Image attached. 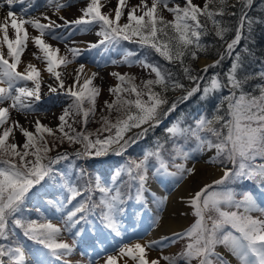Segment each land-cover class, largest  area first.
I'll return each mask as SVG.
<instances>
[{
  "label": "snow or ice",
  "instance_id": "1",
  "mask_svg": "<svg viewBox=\"0 0 264 264\" xmlns=\"http://www.w3.org/2000/svg\"><path fill=\"white\" fill-rule=\"evenodd\" d=\"M172 2L173 0H139L138 4L130 7L126 14V22L123 24L120 21L125 16L123 9L127 6L126 0H117L114 16L112 10L108 13L102 12L101 9L105 5L101 4V0H90L81 10L82 15L79 18L67 20L63 16H58L62 24L47 15L42 18L18 19L16 12L12 10L17 0H4V3H0V8L4 7L5 3L9 6L7 15L0 22V33L3 34L0 38V85H5L0 86V240L9 241L10 237L16 234L17 227L22 229L25 237L42 246L31 252L32 264H53L52 258L60 261L73 252L77 238L84 234L83 228L77 226L86 222L87 213L97 207L91 198L96 189L104 194L100 201L106 209L101 213L103 226L120 236L119 216L124 211L121 207L124 200L119 187L115 189L114 195L109 196L108 194L113 190L103 187L99 177L95 179L93 188V182L87 179L83 169L77 182L83 179L84 185L82 189L78 188L76 182L55 168L60 161L68 160L69 154L57 152L55 156L49 155L53 149L48 146L45 133L55 136L54 130L36 120L34 131H30L20 125L19 121L11 119L10 109L27 115L35 110V102L41 99V82L38 79L40 72L35 66L29 64L25 71H17L28 39L24 25L28 24L39 30L40 35L33 40L43 52L48 73L52 74L58 82L55 87L48 84L46 88L51 93L63 90L72 98V103L59 117L58 131L62 135L55 137L59 144L54 147L62 146L66 139L69 143L82 145V149L74 153L78 158L88 157L93 153L100 156L107 154L108 151L122 154L130 143L142 139L149 130L157 127L162 122L161 117H166L174 111L177 103L201 91L199 84L185 88L184 84L174 78L172 72L148 62L147 56L131 59L136 54L125 50L120 63L141 65L150 69L151 73H155V78L136 84L135 77L112 73L118 78L120 85L109 90L115 95V100L111 103L105 101L109 112L108 115L101 117V127L96 132L76 131L73 124L82 123L86 128L89 115L95 114V99L99 89L90 85L97 74L94 73L91 78H85L81 82L84 67L81 64L72 84L66 87L61 73L57 72L56 68L71 61H68L67 57L58 60L57 53L60 49L53 48L42 37L48 35L53 40H62L64 37L57 33L56 29L65 26L74 27L80 32H87L98 27L95 34L100 39L90 43L89 48H102L104 51L118 48L121 41L137 38L135 42L141 48L153 49L169 62H179L186 78L195 82L203 77L193 74L190 66L185 64V57L196 59L197 52L208 51V46L202 42L201 38L209 34V21L215 29V34L223 39L229 29L223 27L222 20H217L216 17H223L226 14L228 0H206L203 7L194 4L193 0H184L183 7L180 4L169 7V3ZM19 3L30 5L31 0H19ZM48 3L55 4L57 14L66 6L60 3V0H48ZM237 3L250 4L251 0H237ZM209 5L214 7L210 8ZM160 6L172 13L174 19L165 20L158 12ZM235 6V4L232 5V7ZM21 13L28 15L27 8H21ZM232 14L235 15V13ZM201 17L204 18L203 23ZM41 19L46 20L47 23H41ZM244 20L245 17L241 16L235 38L227 44L225 52L219 54V59L203 69L204 72H207L210 67L218 66L226 55H232L239 44L240 30L244 26ZM248 23L250 25L251 21ZM9 27L15 30V39L9 38ZM3 45H6V52ZM69 51L73 57L80 54L77 48H70ZM6 57L12 58V62L10 63ZM239 60L240 57L237 54L236 62L227 76V84L221 83L217 78L219 74H216L210 78L209 85L203 89V94L207 96L212 91L230 87L231 95L222 99V104L223 101H227V110L224 115H216L212 119L201 117L196 121L195 128L191 126L182 128L178 122L167 129L170 133L169 139L195 136L198 140L197 151H204L205 145L208 149L215 148L216 155L212 158V162L219 163L224 168L220 179L196 191L188 201L199 219L192 228L183 234L175 235L179 238L189 237L190 242L177 256L147 259V249L153 246L163 248L167 237L148 245L135 243L122 247L121 255L137 261L138 264H160L161 259L166 261V264H192L194 259L198 261V264H227L224 257L215 250L217 245H223L240 260L241 264H264V218L252 215L258 212L264 216V206L258 203L251 192L242 193L240 194L242 199H236L237 194L228 187L229 184L240 179L255 180L264 184V162H257L264 161V88H261L259 96L243 92L241 87L243 81L236 77V69L240 67ZM112 62L117 63V61ZM28 81H32L34 87H29L26 83ZM124 85L127 86L124 87ZM176 89H183L185 94L169 104L165 94L169 90ZM237 89L240 90L239 96L236 95ZM124 93H127V96L123 95ZM86 101L89 104L88 108L84 107ZM165 105H167L166 108L163 107ZM113 110L117 113L115 122L109 118ZM81 114L82 121L75 120V117ZM66 117L72 118L71 124ZM217 124L219 127L215 126ZM143 125L147 127H142ZM66 127L69 131H65ZM14 128L26 138L23 144L15 142ZM133 128H140L141 131L125 140V134ZM113 129H115L114 134H112ZM105 132L109 135L103 136ZM201 132L211 133L216 138V142L207 136L202 137ZM163 150L164 144L157 141L155 150L146 151L139 163L129 162L126 173L131 180L139 181L137 198L140 197L143 186L147 182L150 167L154 168L156 173L161 170L168 172V162L161 155ZM172 152L175 153L172 161L177 171L168 174L178 175L181 179L186 172L191 174L192 168H185L184 164L175 163L177 158L182 160L189 158V153L183 150V146L174 143ZM149 158H155L159 166L150 165ZM229 164L232 165L231 168L228 167ZM61 176L64 178L62 187L66 194L62 200L56 202V210L62 213L63 228L50 221L38 223L36 220L27 219L24 213L29 193L33 189L39 192L40 189L47 188L50 181H56L57 177ZM38 185L40 188H37ZM32 194L36 195L35 192ZM77 197L81 199L77 200ZM73 201L77 202L73 204ZM49 203L53 202L49 201ZM208 213H214V215H208ZM63 232L72 234L73 244L58 240ZM5 257L7 260L4 259ZM0 264H26L25 246L18 241L0 243ZM105 264H118L117 258L109 256Z\"/></svg>",
  "mask_w": 264,
  "mask_h": 264
},
{
  "label": "rangeland",
  "instance_id": "2",
  "mask_svg": "<svg viewBox=\"0 0 264 264\" xmlns=\"http://www.w3.org/2000/svg\"><path fill=\"white\" fill-rule=\"evenodd\" d=\"M69 2H73L74 5L82 4L83 5L81 7L82 10L87 6L90 0H60V3H63L66 6L61 8L58 14L55 11V4H49L48 0H31V6H30V10H28L29 12L28 14L37 15L40 14L39 12H41L42 10H46L49 7H51L53 11V15L50 17H52V19L54 20H57V23L62 24L63 22L58 20V16H63L67 20H74L75 18H79L82 15L81 10L79 11L77 16H70V14H67L70 11H72L68 7ZM0 3H4V0H0ZM138 3L139 0H126L127 6L123 9V11L125 12V16L121 18L120 21L121 24L126 22V14L130 9V7ZM193 3L202 7L206 3V0H193ZM101 4L105 5L101 9L102 12L108 13L110 10H112V15L114 16V10L117 5V0H110V2L109 0H101ZM176 4H180V6L183 7L184 0H173L172 3H169V7H174ZM28 7H29L28 4L22 5L21 3L17 2L12 6V10H14L17 15L18 13H20L22 17H27L28 15H22L21 8H28ZM3 8L4 10L6 9L7 12L9 11V6L6 3L4 4ZM158 12L161 15H163L165 20L171 21L174 19L173 14L168 12L166 9H163V6H160L158 8ZM39 16H41V14ZM37 17L38 16H36V18ZM41 21L43 22L46 20L41 19ZM24 28L27 29L28 39L25 42L26 47H24V50L21 54V61L17 67V71H21V72L25 71V69L28 67L29 64L35 66V68L40 72V76L38 77V79L41 82V89H40L41 99L39 101H36L38 104L34 106L35 110L31 111L27 115L24 112H18L15 109H10V115L12 120L19 121L20 125H22L23 127H25L30 131H34L36 120H39L41 123L52 128L55 132V136L48 135L47 133H45V137L48 141V146L53 149L51 152H49V155L51 156L53 154H56L57 152L66 151L69 145V142L65 139L62 146L54 147V145L59 144V141L56 140L55 137H59L62 135L58 131V125L60 124L59 117L63 114L64 109L68 108V106L72 103V98L66 95L63 90H58V92L56 93H51L48 91L46 85L51 84L53 87H55L58 82L55 80V77L52 74L48 73L47 63L44 58L43 52L40 50V48L35 44L33 40L34 37L40 35L39 30L34 29L28 24H25ZM97 30L98 27L96 29L87 32H80L74 27L65 26L56 29L57 33H59L62 37H64V39L62 40H53L48 35L42 37V39H44L45 42L48 44L50 43V41H55L63 45H66V43H71L70 46L59 47L60 51L59 53H57L60 55L61 58L67 57V60L71 61V63L62 64L56 68V71L61 73V78L64 79L66 87L69 84H72L73 78L77 73L76 72L74 74H69V72H67L68 69H73L74 71L76 70L75 67L77 66L79 70L80 65L83 64L84 67H83V73L81 74V82L85 78H91L94 73L97 74L93 78L92 84L90 85V87H95L99 89V94L96 96L95 99V114L94 115L91 114L92 118L91 120L88 119L86 128L82 123L73 124V127L76 129V131H78L79 126L80 128H82V131L86 130L88 132H96V130L101 127L102 124L101 117L108 115L109 112V110L105 105V101L111 103L112 101L115 100V95L109 90L111 88L120 85V81L116 76H113L112 73H119L121 75L127 74L129 76L135 77L136 84H140L141 81L150 78H155L153 75H149L148 69L142 67L141 65L138 64L129 65L126 63H120V61L123 59V52L125 50L129 51L128 49L121 47V49L112 48L109 49L108 51H104L102 48H89L90 43H95V40L97 42L100 39V37L98 36L96 39L86 40L82 44V41L79 38L87 37L92 33H95ZM35 32H37V34H35ZM2 35L3 34L0 33V38H2ZM134 41H136L135 38H133V40L125 41V42L128 45L130 44V42H134ZM2 47L6 52L7 50L6 45H3ZM70 48L79 49L80 54L76 57H73V54L69 51ZM6 58L9 59L10 63L12 62V58L9 57ZM131 59H135V57H131ZM208 59L209 58H200V60H203L205 64H201L199 60L198 67L205 68L207 65H209L207 63ZM112 61H117V63H113ZM26 83L29 87H34V83L32 81H28ZM0 86H5V85H0ZM126 86L127 85H124V87ZM123 95L127 96V93H124ZM145 99L147 98L145 97ZM51 100L55 102L52 104L45 105L47 101L51 103ZM84 107L85 108L89 107L87 101L85 102ZM116 116L117 113L113 110L109 118L113 122H115ZM82 119H83L82 114L77 118H75V120L77 121H82ZM68 121H69L68 123L71 124L72 118L68 117ZM139 130L141 129H138L137 131ZM113 131H115V129L112 130V133ZM14 137H15V142H17L18 144H23L26 139L15 128H14ZM11 140L12 137L10 136L9 141L11 142ZM55 148L57 149L54 151ZM188 153H189V158L187 160H182L177 158L176 164H184L185 168H192L193 172L191 174H188L186 172L182 179L178 175H169L168 173H175L177 171V169L174 166H171L168 168L167 173L161 171L156 175H153L151 173L148 176L147 182L143 186V196L145 195V192L149 195L148 197H150V203L152 206L149 205L147 207L145 205H141L140 203L141 200L137 198V191L136 189H134L129 210L127 212H125V210L122 212L123 220H125V222L129 226H131V228L126 229V227L123 224L119 223L120 231H121L120 236H117L115 233H113V234H108L107 238H103L97 231V234L99 236L98 239L94 233L93 235H89L88 232L84 230V225L83 226L78 225L77 226L78 228H83L84 234L81 237L77 238V244L74 245L73 252L70 255L64 256L60 261H56L55 258H52L53 264H105L109 256L116 257L118 264H138L137 261H133L130 258L121 255L120 249L125 246L134 245L135 243L148 245L151 242L161 241L162 238H165L166 236L175 235L177 233L183 234L188 229L192 228L197 223V220L199 218L194 214L193 206L188 203L189 218L187 220V224L184 229L165 236L157 237L154 235L155 229H157L163 221L162 215L166 212V209L168 207L169 196L175 194L176 193L175 191H177L178 188L182 184H184L190 177L196 176L197 175L196 173H198L199 171L201 172L203 170L202 167L223 168L221 164L212 162V158L216 155L215 148L208 149L207 145H205L204 151H197L195 149L193 152H188ZM205 158L206 160L204 161ZM109 160L96 162L95 165L98 166L99 168H101L104 165L106 169H109L113 172V166L115 164V160L114 159L112 160L109 159ZM260 162L263 161H259L258 163ZM228 167L231 168L232 165L229 164ZM161 173L162 175L159 177V174ZM222 175L223 173L215 180L220 179ZM157 179H159L160 183H158L159 181H157ZM215 180L205 185L213 184ZM106 187L115 191V188L112 186V184H109ZM249 188H251V184ZM245 192L248 191H242L240 193H237L236 198L242 199V196L240 194ZM251 193L254 196L256 195L254 191ZM50 194L51 193L47 195L44 194L42 198H46ZM111 194L114 195V192L112 193L110 192L108 195L111 196ZM192 196L190 195L188 201L191 199ZM256 199L261 206H264V199H261L259 197H257ZM154 205L157 206V209L156 208L154 209ZM141 207L145 208V216L143 218H141V215H139V213L136 212V210L139 211ZM27 208L34 211L37 207L32 203H27ZM105 210H102L101 212ZM160 210L163 212H160L158 214ZM52 215L54 217L48 216V213L45 209V211L40 215L39 219L36 221L38 223H44L50 221L56 226L63 228V223L61 219L62 213L57 211L55 214ZM135 215L137 217V221H135L137 222V224L134 223V221L132 220V217H134ZM208 215H214V213H208ZM252 215L256 217L264 218V216H261V214L258 212H254L252 213ZM135 225H137V227ZM58 240H63L69 244H73V236L68 232H63L61 236L58 237ZM190 240L191 238L189 237L174 238L173 236L169 240H164L163 248H160L158 246H153L148 248L146 257L148 260H153V259L161 258L163 256H177L178 254L182 253L185 250ZM25 244H26L25 247L26 264H32V260H33V257L31 255V252H33L32 247L26 241ZM93 245H96V247L99 248L95 249ZM87 246H90V249ZM215 250L217 253L221 254L225 260H228L227 264H241L240 260L235 255H233L225 246L217 245ZM4 259L7 260V257H5ZM160 264H166V261L161 259ZM192 264H198V261L194 259L192 261Z\"/></svg>",
  "mask_w": 264,
  "mask_h": 264
},
{
  "label": "trees",
  "instance_id": "3",
  "mask_svg": "<svg viewBox=\"0 0 264 264\" xmlns=\"http://www.w3.org/2000/svg\"><path fill=\"white\" fill-rule=\"evenodd\" d=\"M233 4L236 6L232 7ZM209 7L213 8L214 6L209 5ZM232 13H235V15ZM241 16L245 17L244 26L240 30L241 38L239 44L235 47L232 55H226L225 59H223L218 66L214 68L210 67L207 72H204V68L198 67V61L200 58L219 59V54L225 52L227 44L235 38L236 31L240 26ZM200 19L203 23L204 18L201 17ZM216 19L222 20V26L229 29V31L224 34L223 39L215 34V29L211 24V21H209V34L201 38L202 42L208 46V51L197 52L196 59L185 57V64L190 66L193 74H198L203 77V79H199L195 82L186 78L179 62H169L159 53H156L155 50L141 48V46L135 41L130 42L128 45L125 41H121L118 48L121 49L122 47L128 49L132 53H135L136 55L133 56L135 59L147 56L148 62L157 64L172 72L174 74V78L184 84L185 88L194 87L196 84H199L201 91L197 92L192 97L177 103L174 111L166 117H161L162 122L169 119L167 125L161 126V122L157 127L149 130L147 135L142 139H138L136 142L130 143L126 151L122 154H116L114 151H108L107 154L100 156L93 153L91 156L78 158L74 153L81 150L82 145L69 143L67 150L60 152H67L69 154V159L60 161L59 164L55 165V168L58 169L60 173H64L70 177L73 182H76V186L81 189L83 188L84 180L81 179L77 182V178L80 176L81 169H83L86 173L87 179H90L93 182V188L95 185V179L99 177L103 187H106L109 184H112L115 189L119 187V190L122 193V199L124 200L129 190L132 192V190L138 188L139 186V181L131 180L126 173L129 162L135 161L136 163H139L143 159L146 151L155 150L157 141L164 144V150L161 152V155L168 162V168L173 166L172 156L175 155V153L172 152V148L174 143L183 146V150L186 152H193L196 149L198 140L195 136H179L169 139L170 133L167 131L168 128L173 127V125L178 122L179 126L182 128L189 126L195 128L196 121L201 117L212 119L216 115L225 114L227 110V101H223L222 104V99L225 96L231 95L230 87H223L219 90L212 91L207 96L203 94V89L205 86L209 85L210 78L216 74H219L217 78L221 81V83H228L227 76L232 70L233 64L236 62L237 54H239L240 57V67L236 69V77L237 79L243 81L241 85L243 92L251 94L252 96H259L261 88H264V75H261L264 73V0H251L250 4H240L237 3V0H228L226 14L223 17L217 16ZM249 21H251L250 25L248 23ZM148 71L149 75H153L155 77V73H151L150 69H148ZM156 90L158 91L159 88L157 87ZM184 94L183 89H176L169 90L165 95L168 98L169 104H171L177 101ZM236 95H240L239 89L236 90ZM163 107L166 108L167 105ZM77 117L78 116L75 118ZM91 118L92 115L90 114L88 119L91 120ZM66 119L68 120V117H66ZM145 126L147 127V125H143L142 127ZM215 126L219 127V124ZM138 129L140 128H133L131 131L127 132L124 137L125 140L132 137L134 133L141 131H137ZM65 131H69V129L65 128ZM78 131H82L80 126ZM114 133L115 131H113L112 134ZM106 134L107 132L103 135H109ZM200 135L202 137L207 136L209 139H212L213 142H216V138L213 137L211 133L201 132ZM92 138L95 139V137ZM121 143H123V141H121ZM56 149L57 148H55L54 151ZM55 155H57V153L51 156ZM109 159L115 160L113 172L106 168L101 169L95 165L96 162ZM149 164L156 165L157 167L159 166L155 158H149ZM153 172H155L154 168L150 167L148 176ZM133 175H135V172H133ZM63 182L64 178L61 176L57 177L56 181H50L49 186L45 189H40L39 192H36V189H33L32 192L29 193V199L25 202L26 210L24 216L30 220H38L45 209L47 213H56V202L62 200L66 194L65 189L62 187ZM250 184L251 188H249ZM260 186L264 187V184L248 179L236 180L228 185V187H230L236 194L242 191H257ZM37 188H40V186L38 185ZM33 192H35L36 195H33ZM49 193H51L49 196L42 198L44 194L47 195ZM103 195V193L96 189L93 191L91 197L92 201L97 205L99 212L105 210L104 205L100 202L101 196ZM79 199L81 198L77 197V200ZM49 201H52L53 203H49ZM76 202L77 201H73V204ZM27 203H32L36 205L37 208L32 211L27 208ZM69 207H71V205ZM93 223L94 222H92V224ZM15 233V235L10 237L9 241L0 240V243L7 244L11 241H18L20 244H23L25 239L27 243L31 242L32 244H36L23 235L22 229L17 227Z\"/></svg>",
  "mask_w": 264,
  "mask_h": 264
},
{
  "label": "bare ground",
  "instance_id": "4",
  "mask_svg": "<svg viewBox=\"0 0 264 264\" xmlns=\"http://www.w3.org/2000/svg\"><path fill=\"white\" fill-rule=\"evenodd\" d=\"M17 2H19V0H17ZM40 2V1H39ZM68 5V4H67ZM30 6L27 8V10H30ZM83 5L80 4H75L73 2H69L68 7L70 8L69 13L70 16H77L79 11L81 10V7ZM29 13V12H28ZM41 14V16H39L40 14L37 15H29L27 17H22L20 13H18V15L16 14L18 19H29V18H36V16H38L37 18H41L45 15L47 16H52L53 15V11L52 8L49 7L46 10H42L41 12H39ZM7 15V11L6 9L4 10V8H0V22L3 21V19L5 18V16ZM68 16V15H67ZM77 19V18H75ZM42 22V21H41ZM44 23H46L47 21H43ZM42 22V23H43ZM9 38L10 39H14L15 38V30L11 27H9ZM96 33V32H95ZM95 33H92L91 35L87 36V37H82L79 38L82 41V44L84 43V41L86 40H92V39H96L97 35ZM35 34H37V32H35ZM96 42V40H95ZM31 43V41H30ZM51 46L59 48V47H64V46H70L71 43H66V45H63L61 43L55 42V41H50L49 43ZM57 59H61L60 55L57 54ZM201 64H205V62H203V60H200ZM79 66V65H78ZM76 70L73 71V69H68L67 72H69V74H74L78 71L77 66L75 67ZM65 72V73H67ZM55 101L51 100V103L47 101V103H45V105L47 104H52ZM38 103L35 102L36 106ZM23 119V118H21ZM168 120H165L164 122H162L160 125L161 126H165L168 123ZM207 157V156H206ZM206 160V158L204 159V161ZM202 171L196 173V176H192L190 177L184 184H182L177 191H175V194H172L171 196L168 197V207L166 209V212L162 215L163 221L160 224V226L155 229V233L154 235L159 237V236H165V235H169L172 233H175L177 231H180L182 229H184L186 227L187 224V220L189 218V212H188V199L190 198V195L192 196L196 191H199L205 184L210 183L211 181L217 179L223 172H224V168H204L202 167ZM157 181H159V179H157ZM160 183V181L158 182ZM158 189V188H156ZM149 195L147 193H145V196L143 198V200H145V205L146 206H152L150 203V197H148ZM152 199V198H151ZM162 201V199H161ZM157 209V206L154 205V209ZM160 212L163 211H159L158 214Z\"/></svg>",
  "mask_w": 264,
  "mask_h": 264
},
{
  "label": "water",
  "instance_id": "5",
  "mask_svg": "<svg viewBox=\"0 0 264 264\" xmlns=\"http://www.w3.org/2000/svg\"><path fill=\"white\" fill-rule=\"evenodd\" d=\"M215 61H216V60H214V59H213V60L208 59V60H207V63L210 65V64L214 63Z\"/></svg>",
  "mask_w": 264,
  "mask_h": 264
}]
</instances>
